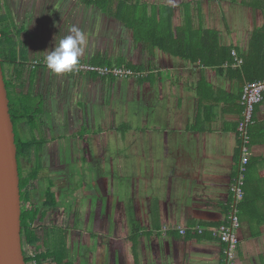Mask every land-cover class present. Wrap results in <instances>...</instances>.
<instances>
[{"label":"crops","instance_id":"crops-1","mask_svg":"<svg viewBox=\"0 0 264 264\" xmlns=\"http://www.w3.org/2000/svg\"><path fill=\"white\" fill-rule=\"evenodd\" d=\"M262 23L242 0H0V30L16 62H44L75 26L87 37L80 64L135 71L113 82L85 74L93 152L110 161V182H122L106 187L101 202L100 192L88 193L83 211L77 194H53L40 221V246L54 252L44 264H220L213 230L232 201L242 108L237 80L201 62L205 31L217 33L219 47L243 51ZM68 133L63 139L82 137ZM248 134L236 264H264V100Z\"/></svg>","mask_w":264,"mask_h":264},{"label":"flooded vegetation","instance_id":"flooded-vegetation-1","mask_svg":"<svg viewBox=\"0 0 264 264\" xmlns=\"http://www.w3.org/2000/svg\"><path fill=\"white\" fill-rule=\"evenodd\" d=\"M16 64L22 65L16 73L12 68L6 70L3 63L1 67L13 94L22 96L29 109L25 116L11 119L18 173L35 176L27 205H35L40 212L52 208L48 194L53 196L62 189L64 195L73 192L78 195L77 201L89 204L91 199L79 194L82 187L89 194L100 192L98 199L102 200L105 188L110 186L111 163L100 150L93 152L94 114L85 74L75 70L53 75L43 61L37 60ZM64 131L72 135L78 132L82 137L63 139Z\"/></svg>","mask_w":264,"mask_h":264},{"label":"trees","instance_id":"trees-1","mask_svg":"<svg viewBox=\"0 0 264 264\" xmlns=\"http://www.w3.org/2000/svg\"><path fill=\"white\" fill-rule=\"evenodd\" d=\"M242 1L244 2V0ZM254 7H256L257 10L262 13L263 23L260 27H257L252 31L247 49L239 51L232 46L219 47L217 33L212 30L205 31L206 37H204L205 48L208 49L205 50L209 52L208 55L203 60H201V62L204 66L214 68L216 74L219 76L233 77L236 79L239 84L240 93L242 87L245 84L261 80L264 77V0H254ZM14 46L15 44L8 40L7 29L0 30V57L2 59V63L4 66H7V68H5L6 70L12 68L16 73L18 72V69L22 67V65L16 64V61L19 59V57L17 56L15 50H13ZM215 48L217 50L219 49L221 54H219L220 52L215 51ZM233 51L235 52L236 58L241 60V64L237 67H234L236 62L234 56L232 55ZM101 66L122 67L135 73L133 68L125 64ZM84 74L92 75L102 80L106 79L109 82H113L114 80H133L134 78L128 77L127 79H118L112 76L100 77L95 73ZM4 82L9 100V113L11 119L13 117L14 121L19 115L25 116L27 112H29V109L25 104V99H22V96H15L11 90V85L7 83L6 79H4ZM125 166L126 165L124 163L122 165L123 170ZM123 173L124 171H122V175ZM19 178L21 200V243L24 262L28 264V251H32L35 253L36 262L38 264H44V258L49 256L50 253L54 254V252L53 250L50 251L49 247L43 250L40 246L41 239L39 237V231L41 230L40 221L41 217L43 216V212L38 211L37 207L33 204H30V206L27 205V203H29L30 199L32 198V194H30V188H33L35 185V176L31 175L23 177L22 175H19ZM48 197L50 198V202L48 204L53 205L54 207V200L52 199L53 196L48 194ZM84 247L85 246H83V248Z\"/></svg>","mask_w":264,"mask_h":264},{"label":"built area","instance_id":"built-area-1","mask_svg":"<svg viewBox=\"0 0 264 264\" xmlns=\"http://www.w3.org/2000/svg\"><path fill=\"white\" fill-rule=\"evenodd\" d=\"M236 65L241 64V60L236 58L235 52H232ZM79 72L95 73L100 77L112 76L118 79H127L134 77L129 69L122 67L94 66L91 64H80L76 69ZM264 100V77L261 80L247 83L242 87L239 104L242 107V116L237 125V133L239 135V160L235 176L229 184V192L232 195L229 212L225 216V220L217 228L213 230L215 236L218 237L222 244V259L220 264H236L237 250L239 246V238L237 229L239 227V217L237 206L242 199L244 192V178L247 166L250 160V137L248 134L249 127L253 124L254 111L258 104ZM166 230V228H164ZM201 233V230H198ZM183 232V231H181ZM28 264H38L35 260V253L28 251Z\"/></svg>","mask_w":264,"mask_h":264},{"label":"water","instance_id":"water-1","mask_svg":"<svg viewBox=\"0 0 264 264\" xmlns=\"http://www.w3.org/2000/svg\"><path fill=\"white\" fill-rule=\"evenodd\" d=\"M0 57V264H26L21 243V200L16 145Z\"/></svg>","mask_w":264,"mask_h":264},{"label":"clouds","instance_id":"clouds-1","mask_svg":"<svg viewBox=\"0 0 264 264\" xmlns=\"http://www.w3.org/2000/svg\"><path fill=\"white\" fill-rule=\"evenodd\" d=\"M87 45L86 34L78 27H71L66 35L55 40L51 51L44 52V63L53 75H66L74 72L84 55Z\"/></svg>","mask_w":264,"mask_h":264},{"label":"rangeland","instance_id":"rangeland-1","mask_svg":"<svg viewBox=\"0 0 264 264\" xmlns=\"http://www.w3.org/2000/svg\"><path fill=\"white\" fill-rule=\"evenodd\" d=\"M245 1H248V0H245ZM243 4H247V5H251L254 9H256L257 10V8L256 7H254V0H251V2H249V3H246V2H243ZM227 6V5H226ZM224 12L225 13H228V7L226 8H224ZM232 15V14H231ZM224 23V22H223ZM129 109H132L131 107H129ZM131 110H129V112H130ZM131 118H132V116H131ZM122 174V167H121V169L118 171V173H117V175H116V177L115 178H117V176L119 177L120 175ZM118 181V180H117ZM120 182H122V180L121 181H119V182H117V183H120ZM116 183V184H117ZM115 183H111L110 182V186H113ZM115 184V185H116ZM79 194H80V196H83V195H87L88 194V192H87V189H85V188H81L80 189V191H79ZM75 200V202L79 205V210H81V211H83L82 209H84L85 207H87L89 204H84L83 202H81V201H77V198H75L74 199ZM102 209H104V208H101L99 211H98V213H100L101 211H102ZM84 228V229H83ZM83 228H80V230H81V232L83 231V232H85V231H87V228H85V227H83ZM82 232V233H83ZM83 240H84V238H82ZM88 243V242H87ZM81 244V243H80ZM84 244H86V243H84ZM83 244V245H84ZM87 245V244H86ZM82 248V247H81ZM82 252V251H81ZM91 256V255H90ZM92 257V256H91ZM91 257H90V262H91Z\"/></svg>","mask_w":264,"mask_h":264}]
</instances>
